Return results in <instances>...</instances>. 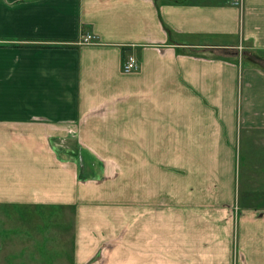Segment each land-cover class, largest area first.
Listing matches in <instances>:
<instances>
[{
  "label": "crops",
  "instance_id": "1",
  "mask_svg": "<svg viewBox=\"0 0 264 264\" xmlns=\"http://www.w3.org/2000/svg\"><path fill=\"white\" fill-rule=\"evenodd\" d=\"M4 207L71 264H264V0H0Z\"/></svg>",
  "mask_w": 264,
  "mask_h": 264
},
{
  "label": "rangeland",
  "instance_id": "2",
  "mask_svg": "<svg viewBox=\"0 0 264 264\" xmlns=\"http://www.w3.org/2000/svg\"><path fill=\"white\" fill-rule=\"evenodd\" d=\"M244 66L246 62L241 68ZM239 83L240 111L241 74ZM242 167L240 184L246 183ZM58 213L38 208H0V264H71L72 224L56 220Z\"/></svg>",
  "mask_w": 264,
  "mask_h": 264
},
{
  "label": "built area",
  "instance_id": "3",
  "mask_svg": "<svg viewBox=\"0 0 264 264\" xmlns=\"http://www.w3.org/2000/svg\"><path fill=\"white\" fill-rule=\"evenodd\" d=\"M244 0H231V5L234 7H237L239 9H242ZM96 39L93 35L87 34L83 37L82 44H95ZM139 69V63L137 59L134 56L127 57L123 63L121 64V72L124 74H130L133 72L138 71Z\"/></svg>",
  "mask_w": 264,
  "mask_h": 264
}]
</instances>
